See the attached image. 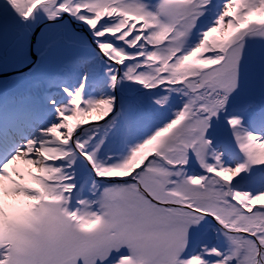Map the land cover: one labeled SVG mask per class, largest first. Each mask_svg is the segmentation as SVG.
<instances>
[{"label":"snow or ice","instance_id":"obj_1","mask_svg":"<svg viewBox=\"0 0 264 264\" xmlns=\"http://www.w3.org/2000/svg\"><path fill=\"white\" fill-rule=\"evenodd\" d=\"M0 41L62 69L0 95V264H264V0H0Z\"/></svg>","mask_w":264,"mask_h":264},{"label":"rangeland","instance_id":"obj_2","mask_svg":"<svg viewBox=\"0 0 264 264\" xmlns=\"http://www.w3.org/2000/svg\"><path fill=\"white\" fill-rule=\"evenodd\" d=\"M24 69V68H23ZM22 69H17L11 64L7 69L3 67V45L2 41H0V75L13 73L20 71ZM61 64L60 63H53L49 65V67L45 70L44 73L41 74L38 80L33 81L32 83H26L21 76H11L8 79L0 80V95H3L5 88L9 94H16V93H24L28 92L29 90H35L40 84L46 81L52 75H55L59 71H61ZM19 167L23 171L25 166L20 164Z\"/></svg>","mask_w":264,"mask_h":264},{"label":"water","instance_id":"obj_3","mask_svg":"<svg viewBox=\"0 0 264 264\" xmlns=\"http://www.w3.org/2000/svg\"><path fill=\"white\" fill-rule=\"evenodd\" d=\"M27 71H28V69L24 68V69L17 71V72L3 74V75H0V80L8 79L9 77L14 76V75L22 77L23 73H25Z\"/></svg>","mask_w":264,"mask_h":264}]
</instances>
